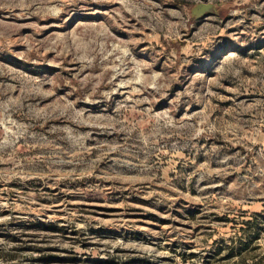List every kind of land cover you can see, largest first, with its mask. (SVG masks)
I'll list each match as a JSON object with an SVG mask.
<instances>
[{
	"label": "rangeland",
	"instance_id": "rangeland-1",
	"mask_svg": "<svg viewBox=\"0 0 264 264\" xmlns=\"http://www.w3.org/2000/svg\"><path fill=\"white\" fill-rule=\"evenodd\" d=\"M247 220L264 0H0V264H208Z\"/></svg>",
	"mask_w": 264,
	"mask_h": 264
},
{
	"label": "trees",
	"instance_id": "trees-1",
	"mask_svg": "<svg viewBox=\"0 0 264 264\" xmlns=\"http://www.w3.org/2000/svg\"><path fill=\"white\" fill-rule=\"evenodd\" d=\"M45 229H54V230H64L65 228L58 226L55 223H43ZM245 224L249 229H244L245 234L237 236V238L232 237L231 242H228L227 239L222 238L219 241H216V249L211 254H206L203 258L205 263L210 264H264V252L260 250L259 245L255 242L259 238V232L256 230L252 234L250 231L252 226L255 224L247 220ZM36 227V226H35ZM16 236H13L14 239ZM240 238V239H239ZM39 250V248H38ZM194 254H190V257H193ZM184 260L187 261L189 256L184 255Z\"/></svg>",
	"mask_w": 264,
	"mask_h": 264
},
{
	"label": "water",
	"instance_id": "water-1",
	"mask_svg": "<svg viewBox=\"0 0 264 264\" xmlns=\"http://www.w3.org/2000/svg\"><path fill=\"white\" fill-rule=\"evenodd\" d=\"M221 10L218 5L212 2H199L191 7V16L200 19L208 15H220Z\"/></svg>",
	"mask_w": 264,
	"mask_h": 264
}]
</instances>
